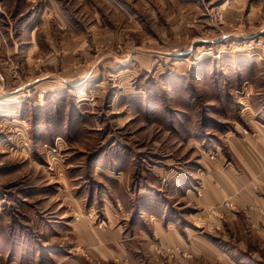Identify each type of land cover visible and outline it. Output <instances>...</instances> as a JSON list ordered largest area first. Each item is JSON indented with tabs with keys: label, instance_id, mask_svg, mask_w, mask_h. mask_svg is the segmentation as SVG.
<instances>
[{
	"label": "rangeland",
	"instance_id": "1",
	"mask_svg": "<svg viewBox=\"0 0 264 264\" xmlns=\"http://www.w3.org/2000/svg\"><path fill=\"white\" fill-rule=\"evenodd\" d=\"M254 123L264 0H0V264H264L199 204Z\"/></svg>",
	"mask_w": 264,
	"mask_h": 264
},
{
	"label": "crops",
	"instance_id": "2",
	"mask_svg": "<svg viewBox=\"0 0 264 264\" xmlns=\"http://www.w3.org/2000/svg\"><path fill=\"white\" fill-rule=\"evenodd\" d=\"M252 127V135L230 142L234 162L225 163L227 166L221 181L211 175L208 177L205 183L206 196L202 197L199 204L205 208L215 207L230 200L237 207V213L255 207L254 211L248 212L250 221L264 227V196L255 194L257 186H264V126L254 123ZM219 164L222 165L223 160L220 159ZM218 165H215L216 173L219 172ZM226 216L228 213L223 211L216 217L222 219Z\"/></svg>",
	"mask_w": 264,
	"mask_h": 264
},
{
	"label": "built area",
	"instance_id": "3",
	"mask_svg": "<svg viewBox=\"0 0 264 264\" xmlns=\"http://www.w3.org/2000/svg\"><path fill=\"white\" fill-rule=\"evenodd\" d=\"M199 195L200 196H202V194L201 193H199ZM224 206L226 207V208H234L235 209V207H233V205L232 204H228V203H224ZM207 212L209 213V214H211V215H216V214H219V210H217L216 208H208L207 209Z\"/></svg>",
	"mask_w": 264,
	"mask_h": 264
}]
</instances>
